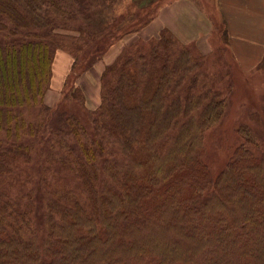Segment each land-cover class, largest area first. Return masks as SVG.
I'll return each mask as SVG.
<instances>
[{
    "label": "trees",
    "instance_id": "trees-1",
    "mask_svg": "<svg viewBox=\"0 0 264 264\" xmlns=\"http://www.w3.org/2000/svg\"><path fill=\"white\" fill-rule=\"evenodd\" d=\"M114 2L0 0V264H264V154L247 146L257 139L243 127L244 143L212 176L202 135L227 104L188 79L194 59L165 27L148 54L123 51L106 67L89 125L63 119L78 146L70 163L82 191L41 187L42 241L32 191L24 202L2 185L29 162V144L45 138L55 52L72 54L70 73L89 69L122 32ZM256 68L264 72V54ZM71 94L84 104L82 90ZM56 156L69 162L70 151Z\"/></svg>",
    "mask_w": 264,
    "mask_h": 264
},
{
    "label": "rangeland",
    "instance_id": "rangeland-1",
    "mask_svg": "<svg viewBox=\"0 0 264 264\" xmlns=\"http://www.w3.org/2000/svg\"><path fill=\"white\" fill-rule=\"evenodd\" d=\"M171 1L115 0L114 15L112 16L119 23L117 28L122 32L116 34L115 36L118 38L112 42L111 38L105 40L106 44L109 43V45L102 44L106 47L98 52L100 59L94 62L89 69L83 71L79 68L75 73H70L71 70H69L62 84L60 76L62 78L61 73L65 71V66H62V59L58 58L55 64V72L59 74H57L54 82V86H58V88L52 89L50 84L44 99L45 106L52 109L50 111L52 117L46 123L44 122L45 130L40 132L43 133L40 135L45 138L37 140L38 143L31 142L29 144L31 148L29 162L20 161L15 165L12 173L2 179V185L10 188L15 199L24 197L28 190L32 191L30 201L33 200L35 203L32 213L33 224L40 241L45 237V226H43L41 214H39L42 211L41 200L43 197L41 193L44 191L41 187L49 189L50 187L62 186L75 193L80 191V194L82 191L80 179L77 178L72 169L74 164L70 163L72 157L78 154V146L69 134L63 119L65 116H74L81 123L90 124L88 112L95 111L101 102V74L106 67L115 62L123 51L131 53V55L148 54L160 31L164 28L161 26L159 30L156 21L159 10L164 4ZM193 1L198 2L200 5L196 6L202 10L206 17H210L209 19L212 20L210 36L208 35L204 39L201 36L198 39L194 38L189 43H184L172 34L178 43L177 47L179 44L187 46L191 57L194 59L196 65L192 70L194 74L188 79L194 80L196 88L208 87L220 92L227 104L220 120L202 135L203 162L212 176L215 177L225 168L234 151L244 143L240 134L243 127L248 129L257 139L256 147L246 145L256 154H264V72L256 67L244 69L246 70L244 71L242 66L238 64L226 43L225 25L218 5H216V0ZM145 24L147 25L145 26ZM137 28L140 30L128 33ZM123 33L124 35H122ZM200 39L202 41H199ZM177 47H175L176 50ZM244 50L245 47H243V52ZM58 52H63L64 54L59 53L62 55H69L73 63L72 54L59 49L55 52V56ZM82 63L84 65L85 62ZM88 63L91 64L92 61L90 60ZM189 80L186 81L188 84L190 83ZM75 88L83 91L84 104L81 103L78 96H72L71 93ZM23 118L26 121L34 122L35 112L24 110ZM90 130L92 131V129ZM47 138H50L49 142H46ZM60 138L63 144L59 146L55 144V141ZM65 149L70 151L69 162L61 163L56 155ZM21 200L27 202L29 197ZM159 232L157 231V233ZM166 240L169 241V239Z\"/></svg>",
    "mask_w": 264,
    "mask_h": 264
},
{
    "label": "crops",
    "instance_id": "crops-1",
    "mask_svg": "<svg viewBox=\"0 0 264 264\" xmlns=\"http://www.w3.org/2000/svg\"><path fill=\"white\" fill-rule=\"evenodd\" d=\"M196 5L200 4L193 0H172L164 4L156 20L159 30L161 26L168 28L184 43H189L201 36L203 39L210 36L212 20L206 17ZM216 5L226 27L228 46L238 64L243 70L256 67L264 54V0H216ZM244 15H252L254 21H251V18H245ZM253 29L255 31L251 32ZM243 47H245L244 52ZM59 53L63 52L56 54L52 65V89L58 88L54 86L59 74L55 72L58 58L62 59V66H65V71L61 73L62 78L60 76L61 84L72 64V58L69 55Z\"/></svg>",
    "mask_w": 264,
    "mask_h": 264
},
{
    "label": "bare ground",
    "instance_id": "bare-ground-1",
    "mask_svg": "<svg viewBox=\"0 0 264 264\" xmlns=\"http://www.w3.org/2000/svg\"><path fill=\"white\" fill-rule=\"evenodd\" d=\"M244 17L247 18V19L251 18V21H254V18H253L252 15H244ZM254 31H255V29L251 30V32H254Z\"/></svg>",
    "mask_w": 264,
    "mask_h": 264
}]
</instances>
